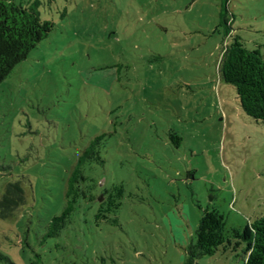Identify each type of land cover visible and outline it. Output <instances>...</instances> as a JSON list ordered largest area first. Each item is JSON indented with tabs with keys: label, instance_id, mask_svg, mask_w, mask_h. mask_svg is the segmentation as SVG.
Listing matches in <instances>:
<instances>
[{
	"label": "rangeland",
	"instance_id": "1",
	"mask_svg": "<svg viewBox=\"0 0 264 264\" xmlns=\"http://www.w3.org/2000/svg\"><path fill=\"white\" fill-rule=\"evenodd\" d=\"M38 1L52 31L0 83V197L26 185L0 218L7 264H184L202 210L241 233L264 217V122L219 74L234 39L264 55V0ZM88 147L117 208L49 237ZM243 248L194 264H244Z\"/></svg>",
	"mask_w": 264,
	"mask_h": 264
},
{
	"label": "trees",
	"instance_id": "2",
	"mask_svg": "<svg viewBox=\"0 0 264 264\" xmlns=\"http://www.w3.org/2000/svg\"><path fill=\"white\" fill-rule=\"evenodd\" d=\"M38 9V0H0V83L52 31V23L42 21ZM219 74L224 83L235 89L243 112L264 122V55L258 50H247L239 39H234L222 53ZM171 138L179 140L174 134ZM93 162L102 164L98 153L88 147L69 172L62 211L50 220L47 236L59 235L71 224L77 211L84 218L92 217L98 224L108 221V215L117 208V204L111 203L108 191L99 190L97 182L86 175ZM22 179L6 184L0 197L1 219L13 217L25 203L26 185ZM241 244L244 245V264H264V217L256 218L250 223V228L241 233L227 229L224 216L217 210H202L195 240L185 249L184 264H194L202 257L213 256L220 248L223 251L235 250ZM3 263L10 262L0 254V264Z\"/></svg>",
	"mask_w": 264,
	"mask_h": 264
},
{
	"label": "water",
	"instance_id": "3",
	"mask_svg": "<svg viewBox=\"0 0 264 264\" xmlns=\"http://www.w3.org/2000/svg\"><path fill=\"white\" fill-rule=\"evenodd\" d=\"M101 201V199H99V202Z\"/></svg>",
	"mask_w": 264,
	"mask_h": 264
}]
</instances>
